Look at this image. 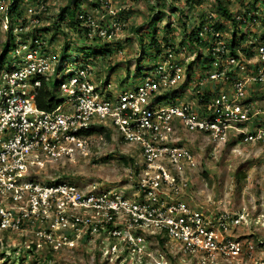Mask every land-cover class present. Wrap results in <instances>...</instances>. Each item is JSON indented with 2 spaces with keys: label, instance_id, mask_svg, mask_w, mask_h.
I'll use <instances>...</instances> for the list:
<instances>
[{
  "label": "built area",
  "instance_id": "1",
  "mask_svg": "<svg viewBox=\"0 0 264 264\" xmlns=\"http://www.w3.org/2000/svg\"><path fill=\"white\" fill-rule=\"evenodd\" d=\"M46 1L19 0L11 11L14 0H0V264H58L62 250L83 244H97L100 251L89 264H164L171 246L195 264H259L255 245L231 233L242 223L240 214L194 201L188 175L199 167L200 153L187 141L193 132L211 141L233 134L241 143L264 146V110L252 99L264 84V40L249 36L232 54L224 32L207 26L216 19L209 12L197 31L208 41L201 70L193 59L184 66L194 55L187 40L181 46L163 42L141 82L115 92L109 83L93 81L91 56L66 61L48 49L47 33L54 30H43L49 26ZM94 2L108 6L107 0ZM109 14L103 22L89 11L78 13L83 37L108 40L121 32L119 13ZM225 26L232 31L230 23ZM12 35L18 44L6 61ZM54 73L61 76L55 94H64L66 110L62 102L45 110L35 101L43 83L51 88ZM167 96V106L157 103ZM107 131L140 150L130 157L128 184L99 187L50 176L54 163L87 154Z\"/></svg>",
  "mask_w": 264,
  "mask_h": 264
},
{
  "label": "rangeland",
  "instance_id": "2",
  "mask_svg": "<svg viewBox=\"0 0 264 264\" xmlns=\"http://www.w3.org/2000/svg\"><path fill=\"white\" fill-rule=\"evenodd\" d=\"M107 1V7H100L94 0H81L79 3L95 18H102L103 22L111 17L109 9L119 13L120 24L123 22L124 26H118L122 31L120 32L118 29V34L112 39H108L111 41L110 44L106 43L107 39H86L83 37L82 31L76 30V26L74 29L73 27H64V23L59 28L56 37L50 41L51 44H46L50 51L58 52L60 56H64L63 59L66 61H80L86 55L94 58L97 69L95 68L93 73V81L109 83V88L115 92L137 86L148 73L149 68L158 60V57L152 56V49L149 46L154 29L157 30L156 38L159 39V43L161 36H167V42L181 46L186 41L182 34L184 31L189 33L190 29L209 12L218 15L215 0H199V3L192 0L188 4L185 0ZM247 1L251 0H223L233 14H242ZM46 4L47 12L44 18L47 19V22L45 24L48 23L50 27L55 16L62 7L70 4V0H47ZM257 6L262 12L261 20L257 23L239 26V34H244L243 40L249 36H255L257 40H264V8L262 5ZM180 15L184 21L186 20L185 30L178 20ZM13 18L15 19L12 16L8 20ZM13 23L17 22L13 21ZM167 25L170 26L167 27L169 32L166 31L165 26ZM52 33V30L47 33L48 41L51 39ZM230 36L231 30L228 27L224 31V38L228 39ZM66 41L69 45L65 52L63 43ZM9 42L11 50L6 54V61L10 60L15 53L12 45L18 44L17 36H10ZM5 43L6 39L2 44V49ZM187 47L193 49L190 52H193L194 55L185 62L184 66L186 67L193 59V64L200 69L204 59L202 57L198 59L196 56L205 50L203 47H196L193 44H188ZM105 48L104 53L93 54L95 49ZM184 56H187L185 51ZM64 65L65 61L60 66L62 70ZM60 77L57 73L52 74L49 78V85L54 87ZM56 88L54 87V89ZM56 93L57 98L63 103L62 110H66L68 107V102H65L66 97L64 94ZM253 93L255 96L252 99L264 110V84L257 86ZM187 96L189 93H186V96L178 95L176 101H181ZM168 97H161L157 103L167 106L171 101V98ZM260 121L264 123V115L260 117ZM110 125L107 123L108 127ZM188 136L189 146L200 153L198 154L199 167L188 175L194 201L211 209H224L230 213L240 214L242 223L232 228L231 233L243 242H252L255 245L256 260L259 264H264L263 143H241L233 134L226 141H211L207 135L201 132H193ZM139 154L140 150L137 145L119 142L111 134L109 140L106 138L100 141L95 140L89 146L87 154H78L71 160L64 159L54 163L49 174L54 179L82 185L91 183H96L99 187L124 185L128 184L130 178L127 173L128 165L123 158ZM171 243L173 244L174 240H171ZM97 248V244H88V246L83 244L76 250H62L58 264H89L90 261L96 263L95 259L99 251ZM171 251L172 255L164 264H195L190 258H183L178 254L175 246H171ZM144 262L154 264L151 259L148 262L143 260Z\"/></svg>",
  "mask_w": 264,
  "mask_h": 264
},
{
  "label": "trees",
  "instance_id": "3",
  "mask_svg": "<svg viewBox=\"0 0 264 264\" xmlns=\"http://www.w3.org/2000/svg\"><path fill=\"white\" fill-rule=\"evenodd\" d=\"M19 0H14V4L10 5V10H14L17 7V2ZM22 0H20L21 2ZM81 0H70V4H67L66 6L62 7L61 10L58 12V14L55 16V19L53 20V22L51 23V26L47 27V28H43V30H51L53 29V35H51V41L54 37H56V35L58 34L59 28L61 27V25H67L64 27H69L73 29L76 26V30H79L81 32V27L79 26L80 24V19L77 18V14L78 13H85L87 12V10H85V8H83L82 6H80V2ZM216 1V10L218 12V15L215 13L216 18L218 16V19H215V21H213L212 24H208L207 26L212 27L214 31L216 32H224L226 29L225 23H230L232 31H231V36L227 39L226 47L230 50V52L234 55H237L236 51L234 50V47L238 48L240 47V44L244 41V34L242 33L241 35L239 34L240 29H239V23H248L250 22H259V20H261L262 17V12L259 10V6L257 5H262V8H264V0H251V1H247L246 2V7L244 8V12L242 13L243 18L242 20H237L234 16V14L232 12L229 11L227 5L223 2V0H215ZM185 2L191 3L192 0H185ZM196 3H199V0H195ZM259 3V4H258ZM20 5V3H19ZM18 5V6H19ZM72 5V6H71ZM23 11L22 8H20L18 10V14H21ZM180 12V11H179ZM214 13V12H212ZM182 15L179 16L178 20L181 22V26L183 27V30L186 29L185 27V23L186 21H184L182 18ZM207 23L206 19H201L199 21V23H197L198 26H196L193 29H190L189 33L187 32H183V38H185L188 41V44H193L194 46L196 45V47H203L205 48L208 44V41L204 40L199 33L197 32L198 30L201 31L204 29L205 24ZM166 27V31L169 32V29L167 27H170L169 25L165 26ZM38 28H35L34 31H37ZM63 33V30H61ZM156 34H157V30L154 29L152 32V35L150 37V42H149V46L152 49V56L156 57L158 54H160L162 48H161V44L164 42L165 45L169 44L171 46H173V44H170L169 42H167L166 37L167 36H161V42L159 43V39L156 38ZM205 34L211 38V30H206ZM216 38H221L220 36L216 37ZM214 39V38H213ZM165 40V41H164ZM68 45L69 43L66 41L65 43H63V47L64 50L63 51H67L66 49H68ZM108 48V47H107ZM189 50H193L191 48H188ZM103 50L105 49H98L94 51V55H96L97 53H102ZM241 51L247 53V55H251L252 52L247 51L245 48H241ZM104 53V52H103ZM89 56V55H87ZM202 52H199L197 54V58L200 59L201 57L207 61L209 59L208 56H205ZM58 85V82H56L54 84V87L56 88V86ZM54 87L49 88L45 83H43L41 85V87L38 90V93L36 95L35 101L36 104L39 108L41 109H45V110H52L54 109L59 103L60 100L57 98V95L55 94V89ZM95 131H99L102 132L103 128H94ZM105 138L106 139H110L111 134L107 131L105 132ZM123 160L125 161V163L127 165H129L132 162V158L128 157V158H123Z\"/></svg>",
  "mask_w": 264,
  "mask_h": 264
}]
</instances>
